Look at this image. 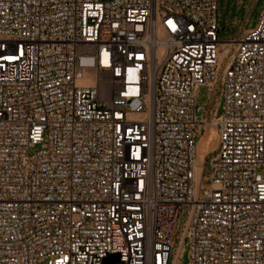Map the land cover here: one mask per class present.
Returning a JSON list of instances; mask_svg holds the SVG:
<instances>
[{"label":"built area","instance_id":"1","mask_svg":"<svg viewBox=\"0 0 264 264\" xmlns=\"http://www.w3.org/2000/svg\"><path fill=\"white\" fill-rule=\"evenodd\" d=\"M218 7L0 0V264H264V11Z\"/></svg>","mask_w":264,"mask_h":264},{"label":"rangeland","instance_id":"2","mask_svg":"<svg viewBox=\"0 0 264 264\" xmlns=\"http://www.w3.org/2000/svg\"><path fill=\"white\" fill-rule=\"evenodd\" d=\"M264 11V0H219L218 22L221 29L220 40L228 41L238 37L244 30L255 28ZM223 47L230 45H219V65L225 59V54L221 51ZM216 94L210 95L206 88H200L197 92V103L200 106L206 104L209 110L216 101ZM222 114V104L216 112V116ZM201 116V114H199ZM218 134L215 129L206 130L197 136L196 153L199 165H205L206 172L203 178V191L211 187V163L218 153ZM186 214L182 212L178 222L177 232H180L185 221ZM187 253L181 258L180 264H188Z\"/></svg>","mask_w":264,"mask_h":264},{"label":"water","instance_id":"3","mask_svg":"<svg viewBox=\"0 0 264 264\" xmlns=\"http://www.w3.org/2000/svg\"><path fill=\"white\" fill-rule=\"evenodd\" d=\"M119 260V256H112L105 261V264H114Z\"/></svg>","mask_w":264,"mask_h":264},{"label":"bare ground","instance_id":"4","mask_svg":"<svg viewBox=\"0 0 264 264\" xmlns=\"http://www.w3.org/2000/svg\"><path fill=\"white\" fill-rule=\"evenodd\" d=\"M211 129H214V128H210L209 130H211ZM197 164H198V159H197ZM198 176H199V179H201V177H202V170H201L200 167H198Z\"/></svg>","mask_w":264,"mask_h":264}]
</instances>
